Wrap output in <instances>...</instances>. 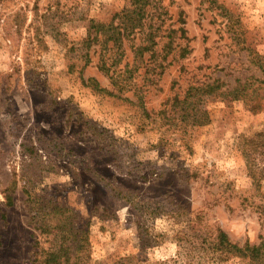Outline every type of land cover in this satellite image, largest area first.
Wrapping results in <instances>:
<instances>
[{"label":"rangeland","instance_id":"374dc122","mask_svg":"<svg viewBox=\"0 0 264 264\" xmlns=\"http://www.w3.org/2000/svg\"><path fill=\"white\" fill-rule=\"evenodd\" d=\"M0 0V264L54 245L88 264L221 261L264 240V0ZM135 206V207H134Z\"/></svg>","mask_w":264,"mask_h":264},{"label":"trees","instance_id":"16d2710c","mask_svg":"<svg viewBox=\"0 0 264 264\" xmlns=\"http://www.w3.org/2000/svg\"><path fill=\"white\" fill-rule=\"evenodd\" d=\"M149 0H134L126 6V16L131 28L139 25V15L144 12ZM135 207V206H134ZM42 208V214L36 222L37 229L42 234L51 236L54 245L48 249L35 252L31 264H88L89 260V231L80 225L78 213L67 206L53 205L51 210ZM216 255L221 261L228 259H243L250 264H264V240L259 245L246 242L244 245L233 242L228 234L220 230L216 236ZM123 259L116 264H122Z\"/></svg>","mask_w":264,"mask_h":264}]
</instances>
